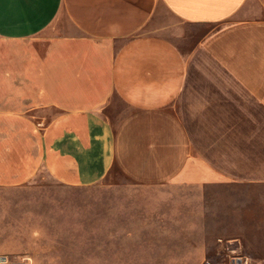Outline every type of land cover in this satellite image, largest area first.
<instances>
[{
    "label": "crops",
    "instance_id": "obj_1",
    "mask_svg": "<svg viewBox=\"0 0 264 264\" xmlns=\"http://www.w3.org/2000/svg\"><path fill=\"white\" fill-rule=\"evenodd\" d=\"M117 102L128 110L112 124ZM114 165L148 186L198 167L264 185V0H0V191L43 174L86 186ZM246 204L247 236L233 200L208 220L224 231L198 237L218 206L187 195L169 223L189 227L166 232L185 241L178 264L231 262L264 226V200Z\"/></svg>",
    "mask_w": 264,
    "mask_h": 264
},
{
    "label": "rangeland",
    "instance_id": "obj_2",
    "mask_svg": "<svg viewBox=\"0 0 264 264\" xmlns=\"http://www.w3.org/2000/svg\"><path fill=\"white\" fill-rule=\"evenodd\" d=\"M202 30L193 27L186 41L179 43L189 48ZM127 110L119 102L109 107L110 123H117ZM190 182L219 186L202 193L178 187ZM190 193L218 206L208 208L207 226L197 227L198 237L202 230L218 236L224 231L226 225L208 220L231 212V207L223 206L233 200L241 202V232L247 236L250 227L245 206L249 200H264V185L234 182L199 167L180 173L162 187L141 185L115 165L86 186H66L51 176L39 175L31 183L0 191V257L6 255L12 264H178L185 241L169 239L166 232L189 227L170 225L169 220L187 215L185 201ZM195 210L200 208L193 209V214ZM226 231L232 234V229ZM250 242L254 253L263 256V225L257 226V239L240 240L241 248L233 258L255 264L249 257ZM206 243L220 241L209 238Z\"/></svg>",
    "mask_w": 264,
    "mask_h": 264
},
{
    "label": "built area",
    "instance_id": "obj_3",
    "mask_svg": "<svg viewBox=\"0 0 264 264\" xmlns=\"http://www.w3.org/2000/svg\"><path fill=\"white\" fill-rule=\"evenodd\" d=\"M0 264H12L6 257L4 259H0ZM228 264H251L248 259H244L242 257H235Z\"/></svg>",
    "mask_w": 264,
    "mask_h": 264
},
{
    "label": "water",
    "instance_id": "obj_4",
    "mask_svg": "<svg viewBox=\"0 0 264 264\" xmlns=\"http://www.w3.org/2000/svg\"><path fill=\"white\" fill-rule=\"evenodd\" d=\"M0 259H4V256L0 257ZM13 264H20V263H13ZM209 264V263H206Z\"/></svg>",
    "mask_w": 264,
    "mask_h": 264
}]
</instances>
